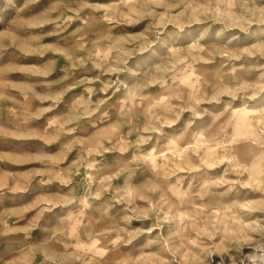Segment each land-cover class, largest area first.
Instances as JSON below:
<instances>
[{"label":"rangeland","instance_id":"374dc122","mask_svg":"<svg viewBox=\"0 0 264 264\" xmlns=\"http://www.w3.org/2000/svg\"><path fill=\"white\" fill-rule=\"evenodd\" d=\"M0 264H264V0H0Z\"/></svg>","mask_w":264,"mask_h":264}]
</instances>
